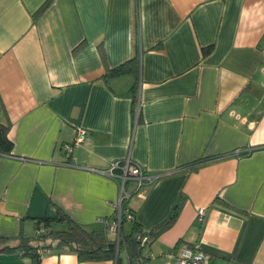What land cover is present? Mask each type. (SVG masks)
Listing matches in <instances>:
<instances>
[{
	"label": "crops",
	"instance_id": "0c3cea01",
	"mask_svg": "<svg viewBox=\"0 0 264 264\" xmlns=\"http://www.w3.org/2000/svg\"><path fill=\"white\" fill-rule=\"evenodd\" d=\"M134 56L133 89L131 73L104 78ZM0 100L13 144L0 154V248L56 207L103 228L118 186L92 169L129 156L159 175L126 185L143 231L181 203L147 264H177L182 243L210 264H264V0H0ZM0 264L116 262L9 250Z\"/></svg>",
	"mask_w": 264,
	"mask_h": 264
},
{
	"label": "trees",
	"instance_id": "16d2710c",
	"mask_svg": "<svg viewBox=\"0 0 264 264\" xmlns=\"http://www.w3.org/2000/svg\"><path fill=\"white\" fill-rule=\"evenodd\" d=\"M209 50L210 47H206L202 50V53L205 55ZM138 72L139 60L137 56H134L106 70L104 78L107 79L131 73L136 78L132 87L133 89L137 81ZM0 107L2 108L1 102ZM9 126L8 120L0 122V154H9L13 147L12 142L7 137ZM238 153L244 154L246 152L239 150L237 151ZM68 157L70 158V153ZM221 157L222 155L201 157L192 161L189 165L192 169H196L210 159ZM180 205L181 203L176 204L167 219L157 224L150 231L145 232L135 220L134 212L128 206L127 200H124L122 203V220L118 240L106 232L105 226L101 229H88L56 207L53 215L35 217V232L33 235H21L15 246H2L0 252L18 250L21 254L30 255L36 261L44 251H64L76 254L80 261L114 260L116 264H120V253L123 252L126 256L127 264H147L149 257L144 253L147 248L146 245L157 234L172 224L177 214V207ZM127 213L132 215V219H130L131 232L124 234L122 224L126 220ZM56 224H63V228L54 227ZM3 239L0 237V241Z\"/></svg>",
	"mask_w": 264,
	"mask_h": 264
},
{
	"label": "built area",
	"instance_id": "2783aa9c",
	"mask_svg": "<svg viewBox=\"0 0 264 264\" xmlns=\"http://www.w3.org/2000/svg\"><path fill=\"white\" fill-rule=\"evenodd\" d=\"M86 132L81 128L78 129L75 138V143L82 142L85 139ZM63 150L68 157L71 151V145H63ZM65 164L71 165L72 163L67 160ZM92 170L104 174L114 179L118 186V197L115 203L116 210L111 217L103 218L101 221L105 225L106 232L114 239H119V232L122 220V203L129 198V194L126 192V185L129 181H134L137 188L143 185L150 184L155 181L159 175L149 173L140 164L132 160L129 156L121 159H115L109 163L106 168H93ZM205 209L200 207L197 209V220H201L204 216ZM132 219V215L126 214V220ZM166 257L175 256L172 252H166ZM177 264H210L211 256L203 251L196 250L193 245L182 243L179 245L178 252L176 254Z\"/></svg>",
	"mask_w": 264,
	"mask_h": 264
},
{
	"label": "rangeland",
	"instance_id": "374dc122",
	"mask_svg": "<svg viewBox=\"0 0 264 264\" xmlns=\"http://www.w3.org/2000/svg\"><path fill=\"white\" fill-rule=\"evenodd\" d=\"M131 182H133V181H131ZM130 222H131V221H124L123 223H124L125 226H128V225H130ZM54 227H57V228H63V225L56 224ZM121 261L123 262L122 259H121ZM148 261H149V260H148Z\"/></svg>",
	"mask_w": 264,
	"mask_h": 264
}]
</instances>
